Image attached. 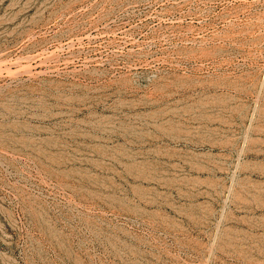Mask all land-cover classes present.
I'll return each mask as SVG.
<instances>
[{
	"label": "rangeland",
	"instance_id": "1",
	"mask_svg": "<svg viewBox=\"0 0 264 264\" xmlns=\"http://www.w3.org/2000/svg\"><path fill=\"white\" fill-rule=\"evenodd\" d=\"M0 264H264V0H0Z\"/></svg>",
	"mask_w": 264,
	"mask_h": 264
}]
</instances>
